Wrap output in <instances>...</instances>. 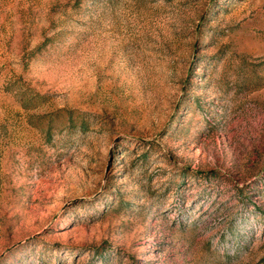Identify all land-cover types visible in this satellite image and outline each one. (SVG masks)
Here are the masks:
<instances>
[{"label": "rangeland", "instance_id": "rangeland-1", "mask_svg": "<svg viewBox=\"0 0 264 264\" xmlns=\"http://www.w3.org/2000/svg\"><path fill=\"white\" fill-rule=\"evenodd\" d=\"M0 264H264V0H0Z\"/></svg>", "mask_w": 264, "mask_h": 264}]
</instances>
